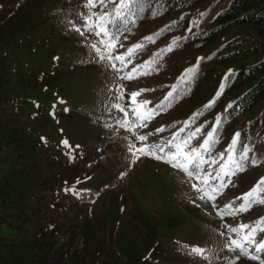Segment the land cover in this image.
Masks as SVG:
<instances>
[{
  "label": "rangeland",
  "instance_id": "rangeland-1",
  "mask_svg": "<svg viewBox=\"0 0 264 264\" xmlns=\"http://www.w3.org/2000/svg\"><path fill=\"white\" fill-rule=\"evenodd\" d=\"M228 1L210 0L202 9L205 15L197 14L198 24L172 33L168 41L182 37L190 32L188 29L192 31L210 25L214 13ZM20 2L39 8L24 34L14 36L11 42L0 39V52L6 56L7 75L11 81L10 95L14 97L3 108L0 106V113L16 112L28 125L36 126L48 141L60 146L66 155L69 149L61 144L63 139H67L75 149L73 156L87 157L78 170L82 179L75 185L77 190L87 191L68 199L72 204L70 212L58 217L59 226L44 234L41 251L46 259L53 260L64 253L59 264H72L71 260L78 261V264H90L93 258L86 244L94 233L97 237V264H128L121 261L128 259L121 249L122 245L129 248L131 256L141 259L160 238L166 242L170 238L189 242L193 246L211 249L212 253L208 255H215L211 260L197 256L183 264H228L231 259L224 257L228 250L224 249L225 237L220 235L225 231L222 224H253L256 215L264 217V205L260 212L252 209L221 221L210 207L196 199L197 193L190 187L189 178L180 171L145 156L132 163V154L127 150L129 141L137 145L139 142L127 130L118 127L116 121L123 118V113L112 107L117 102L118 86L125 90V104L127 93L140 88L151 89L141 98L152 101L154 105L165 90L160 85L175 78L173 65L176 57L187 55H163L157 66L158 72L132 81L120 80L106 65H97L93 59L90 45L96 37L90 36L85 41L79 33L71 30L69 21L82 23L77 13L87 11L83 7L84 0ZM171 19L173 17L167 18V21ZM237 32L238 29L228 32L219 42ZM121 41L125 46L118 49L121 53L137 43L135 35ZM152 52L143 49L137 52L129 69L148 60ZM54 57H59V60H54ZM28 69L37 70L42 76L43 86L19 95L16 76ZM163 70L170 75L164 77ZM61 99L65 103L59 104ZM65 108L68 111H64ZM53 111L55 116L50 114ZM160 135L156 133L150 137V142ZM76 145L80 147L77 149ZM249 146L254 147V151L249 153L250 158L255 156L264 161V139L260 135L255 136ZM71 162L76 161L71 159ZM250 166L247 172H239L232 178L223 193L226 197L235 195L244 187L242 180L263 174L264 162ZM122 172L125 175L121 177ZM194 199L200 207L191 202ZM263 237L264 234H258L257 239ZM114 250L118 251V256ZM57 253L60 255L57 256ZM166 256L172 259L169 254ZM162 262L179 264L182 260ZM237 264H258V261L241 257Z\"/></svg>",
  "mask_w": 264,
  "mask_h": 264
},
{
  "label": "trees",
  "instance_id": "trees-1",
  "mask_svg": "<svg viewBox=\"0 0 264 264\" xmlns=\"http://www.w3.org/2000/svg\"><path fill=\"white\" fill-rule=\"evenodd\" d=\"M209 1L159 0L157 3L152 0L157 9L163 8L162 14L153 17L150 11L145 12L144 18L138 20L132 32L124 35H135L136 42H141L145 36L175 21V25L161 33L154 43H145L143 50H153L152 55L171 42L168 38L172 33L198 24L200 20L197 14L203 12L202 9ZM29 5L27 2L21 3L20 0H0V39L11 42L14 36L24 34L28 30L34 13L39 8ZM169 17L173 19L167 21ZM234 29H238V32L219 42ZM183 37L187 39H183L179 47L164 56H187L176 57L173 65L176 69L175 78L170 83L163 82L160 85L165 90L156 103L163 99L172 86L184 89V92L170 109L149 123L148 131L164 126L165 130L158 139L170 138L185 120L199 110L203 114L192 128L204 125L205 133L213 126L217 114H223V123L217 133L219 142L213 148V156L226 149L236 131L241 132L242 141L237 145V151L244 143L250 145L255 136L260 135L264 139V0H229L227 5L214 13L210 25L193 29ZM209 56L211 59H204L199 63L197 73L190 84L179 83V77L185 69L197 63V57ZM228 69L234 71V77L214 106L203 110L202 106L214 96ZM162 75L165 77L170 74L163 70ZM15 81L19 95H25L43 86L42 76L35 69L18 74ZM10 82L7 75V59L4 53L0 52L2 108L14 99L10 95ZM229 103L233 106L225 112ZM41 137L44 136L40 130L36 126L28 125L16 112L0 113V264H59L65 255L57 253V256L60 255L58 258L47 260L41 251V244L44 234L59 226L58 217L70 212L72 204L67 200L76 195L65 192L64 189L75 186L78 178L82 179L78 170L81 162L87 157L83 159L74 156L76 162L72 163L69 155H66L60 146L47 139L46 143L42 142ZM247 170L248 166L241 174ZM261 177H264V172L261 176L242 180L244 187L235 195L226 197L222 194L218 198V204L248 192ZM261 206L256 204L250 211L253 209L260 212ZM260 217L262 216L256 215L254 223ZM92 234L86 245L93 258L90 264H97V237ZM192 246L189 242L173 238L166 242L160 238L154 241L140 259L131 256L129 248L122 245L121 249L128 259L121 261H127L128 264H162V260H182L179 264H183L184 261L197 257L188 252V248ZM114 251L118 256V251ZM167 254L172 259L167 258ZM234 255L230 251L224 253V257L229 259H233ZM74 262L70 261L72 264H78V261Z\"/></svg>",
  "mask_w": 264,
  "mask_h": 264
},
{
  "label": "snow or ice",
  "instance_id": "snow-or-ice-1",
  "mask_svg": "<svg viewBox=\"0 0 264 264\" xmlns=\"http://www.w3.org/2000/svg\"><path fill=\"white\" fill-rule=\"evenodd\" d=\"M156 2L159 3V0ZM83 7L87 11L77 13L82 23L69 21L71 30L79 33L85 38V41L90 36L96 37V40L90 45L94 53L93 59L97 65H106L120 80L132 81L141 76L151 75L158 70L157 66L163 55L173 51L174 48L180 46L183 39H187V37H174L168 45L153 53L148 60L135 64L129 69V65L133 64L132 58L144 48L145 43H154L161 33L175 25L176 22L173 21L171 25H165L157 32L145 36L141 42L127 47L121 53L118 49L125 47L121 37L127 39L124 34L132 32L138 20L144 18L145 12L150 11L151 15L155 17L162 14L163 8L157 9L152 0H84ZM201 15L203 16L205 13L202 12ZM53 59L59 60V57ZM204 59H211V56L197 57V63L184 70V73L179 77V83L190 84L197 73L199 63ZM126 69L127 71H125ZM234 75L232 69L225 72L214 96L202 106L203 110L214 106ZM116 91L118 93L117 102L112 107L123 113V118L117 120L116 124L120 129L131 133L134 140L139 142L137 145L131 140L129 141L127 150L132 154L133 164L140 156H145L167 163L172 169L182 172L189 178L190 187L197 193L196 199L210 207L221 221H224L226 217H235L240 213H245L256 204L264 205V177H261L248 192L243 193L240 197L218 204V198L222 196L237 173L244 171L249 165L258 166L264 162L255 156L250 158L249 153L254 151V147H250L247 143H244L242 148L237 151V145L242 142L240 131L234 132L224 151L216 156L212 155L214 146L219 142L217 133L223 123L222 113L217 114L213 126L206 133L204 125L192 128L195 121L203 114L198 110L185 120L182 126L171 134L170 138H160L150 142V137L156 133L164 132L165 127L161 126L150 132H141L140 130L147 129L155 117L170 109L173 103L181 98L184 89L172 86L163 99L155 105H152V101L141 98L143 93L151 91V89L140 88L127 93L126 104L124 103L125 90L123 87L118 86ZM58 103L65 102L61 99L58 100ZM232 106V103H229L224 111L227 112ZM55 108L54 104L53 109ZM64 111H68V109L65 108ZM50 114L55 116V111ZM106 127H111V125H106ZM41 141L47 142L45 137H41ZM194 141H198V143L194 144ZM61 144L69 149V159H74L75 149L69 144V141L63 139ZM79 147V145L75 146L77 149ZM120 175L122 177L125 173L122 172ZM76 183H80L79 178ZM64 191L79 197L83 191L87 190H77L72 185L66 187ZM237 201L240 202L237 203ZM191 202L196 207H200L199 204H196L195 199ZM222 227L225 229L220 233L226 240L224 249L235 254L233 259L228 260V264H237L241 257L258 261V264H264V258H262L264 239H257L258 234H264V217L258 218L253 224L238 223L233 226L225 222ZM188 252L190 255L205 257L209 260L215 258L214 254L208 255L212 253L211 249L200 246H192L188 248Z\"/></svg>",
  "mask_w": 264,
  "mask_h": 264
}]
</instances>
